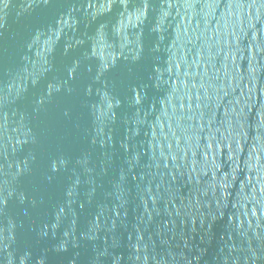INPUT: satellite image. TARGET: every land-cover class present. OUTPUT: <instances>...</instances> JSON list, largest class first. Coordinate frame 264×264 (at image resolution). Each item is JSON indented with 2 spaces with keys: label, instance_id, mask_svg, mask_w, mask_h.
<instances>
[{
  "label": "water",
  "instance_id": "water-1",
  "mask_svg": "<svg viewBox=\"0 0 264 264\" xmlns=\"http://www.w3.org/2000/svg\"><path fill=\"white\" fill-rule=\"evenodd\" d=\"M0 264H264V0H0Z\"/></svg>",
  "mask_w": 264,
  "mask_h": 264
},
{
  "label": "snow or ice",
  "instance_id": "snow-or-ice-1",
  "mask_svg": "<svg viewBox=\"0 0 264 264\" xmlns=\"http://www.w3.org/2000/svg\"><path fill=\"white\" fill-rule=\"evenodd\" d=\"M0 204H3L2 193H0Z\"/></svg>",
  "mask_w": 264,
  "mask_h": 264
}]
</instances>
